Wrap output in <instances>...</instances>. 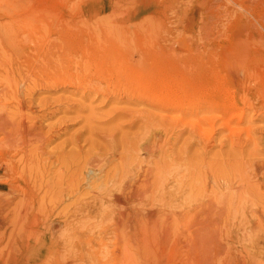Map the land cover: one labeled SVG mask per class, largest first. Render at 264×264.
Instances as JSON below:
<instances>
[{
  "label": "rangeland",
  "instance_id": "1",
  "mask_svg": "<svg viewBox=\"0 0 264 264\" xmlns=\"http://www.w3.org/2000/svg\"><path fill=\"white\" fill-rule=\"evenodd\" d=\"M112 3L114 0H0V91L2 93L4 89L5 84L2 83H5V76L13 74L17 79L14 80L17 82L15 91L28 104L26 106L29 110H25L26 113L31 115L34 122L37 120L39 125L43 124L41 126L44 133L50 131L49 134L54 136L46 149L53 158L63 152L71 153L72 149L75 150L74 143L80 147L76 149H79L76 155H67L68 158L65 156L66 163L68 162L66 166L74 159L80 163L79 166H83L84 181L78 196L89 199L92 194L89 185L93 186L94 181V186L99 184L97 179H86L90 167L85 169L80 155L85 158L89 151L96 153V149L113 142V137L117 143L133 139L141 132V112L155 113L148 106L141 107L143 104L140 103L144 99L138 95L141 90L149 87V81L144 82L136 74L119 72L110 66L111 62L119 60L124 62L123 65L127 59L140 62V69L145 76L154 77L159 84L173 89V97H181L184 104L196 102L198 97L212 102L239 100L242 98V88L250 85L249 95L253 101L249 113L254 116L250 127L254 131V137L263 139L258 149L260 148L259 157L264 158V0H124L114 7ZM87 51H96L98 54L105 52V59L110 63L96 71L94 61L91 62L87 57ZM96 88L99 91L94 90ZM213 92L217 94L211 95ZM8 98L10 101L11 97ZM11 101L12 104L16 103L14 99ZM0 104L2 108L4 101ZM219 129L217 127L214 130L215 144L205 159L207 164L219 166L218 169L222 168L227 172L226 168L229 167L226 166L228 164L225 159L230 158L233 153L230 154L229 145L220 146V141L224 142L227 132ZM244 134L243 138L246 136ZM159 136L165 138L163 132ZM187 137L184 135L183 139ZM182 144L180 142L177 147ZM195 145L191 153L198 151ZM118 147L121 148V145ZM252 149L248 147L245 150L251 153ZM1 156L0 150V162ZM118 160L119 155L116 153L111 169L119 163ZM229 163L231 164V160ZM135 169V173L140 171L138 167ZM220 169L217 171L222 173ZM182 173L180 180L184 177ZM6 179L9 178L4 177V170L0 169V183H4ZM180 180H170L162 192L174 194L179 200H176L177 205L182 203V196L188 198L189 180L186 181L187 184ZM181 182L185 185L183 190L186 194L183 191L179 193ZM7 189L8 187H4L3 191ZM87 193H91L89 197L86 196ZM64 203L70 205L71 202L65 198ZM88 203L90 201L83 204ZM160 210L159 206H155L153 211ZM69 214L67 219L72 225L78 221L79 225H90V228L93 224H100V216L93 211L90 217L84 212H78L74 218ZM243 218L245 217L240 216L239 221ZM195 222L192 219L185 228L184 225L178 227L175 232L180 238L176 245L171 244L175 253H178H170L172 246L169 244L166 247L168 250L165 249L164 252V260H169L170 264L203 263L198 252L200 248L192 246L193 241L192 244L185 243V238L197 231L198 225ZM98 226L93 231L95 237L102 228V225L100 229ZM54 229L61 240L68 238L66 236L70 234L69 225L57 224ZM28 230L24 229V235ZM230 230L234 238L227 237V233L223 239L225 254L220 257V264H264V231L256 230L257 233H252L245 231L243 227H233ZM82 232L79 233L81 236L86 235ZM93 232L90 231L91 234ZM164 238L162 235L159 242ZM112 240L111 244L114 245L115 239ZM23 241L22 246L26 244V240ZM33 243L32 241L30 244ZM186 244L192 250L187 249L184 246ZM188 250L193 252L186 257L185 252H189ZM68 252L66 251L67 261L72 259V254ZM18 258H21L19 251ZM34 259L35 255L30 254L26 259L15 260V264H25L26 261L33 264Z\"/></svg>",
  "mask_w": 264,
  "mask_h": 264
},
{
  "label": "bare ground",
  "instance_id": "2",
  "mask_svg": "<svg viewBox=\"0 0 264 264\" xmlns=\"http://www.w3.org/2000/svg\"><path fill=\"white\" fill-rule=\"evenodd\" d=\"M123 1L114 0L112 6ZM86 54L91 62L94 61L95 70L110 63L105 59V52L98 54L96 51H87ZM123 63L119 60L111 62L110 66L119 72L136 74L144 82L149 81V87L137 93L144 99L143 102L141 100V107L148 106L155 113L141 112V132L133 139L119 140L121 143H117L112 136L113 142L105 143L106 146L96 149V153L89 151L85 158L80 155L85 169L90 167L86 179L99 181L96 186L94 181V187L89 185L92 189V194L86 195L89 197L91 194L89 199L78 196L84 181L83 166H79L80 163L75 159L66 166L67 155H76L79 150L76 149L80 147L74 143L75 150H70L68 154L62 151L54 158L51 153H47L46 149L54 136L49 134L50 131L44 133L43 124L39 125L37 120L34 122L31 115L26 113L28 104L15 91L17 82L14 80L17 79L13 74L5 76V83H2L5 84L4 89L2 93L0 91V102L4 101L0 108V169L4 170V177L9 179L0 183V263L5 260L3 264H15V260L26 259L33 254V264H170L169 260L163 259L165 249L168 250L166 247L169 244L170 247L176 245L180 237L175 231L179 226L184 225L185 228L189 221L195 219L197 231L188 235L185 243L192 244L193 241L192 246L200 248L201 264H220L225 249L223 239L227 233V237H233L231 228L243 227L252 233L264 231V158L259 157L258 149L263 139L254 137L250 127L254 117L249 113L253 101L249 95L251 86L242 88V98L239 100L223 98L212 102L198 97L196 102L184 104L181 97H173V89L159 84L154 77L145 76L140 69V62L127 59L126 64ZM94 90L99 91L97 88ZM8 96L11 97L10 101ZM11 99L16 103L12 104ZM41 114L44 115L42 111ZM42 118L46 119L45 116ZM217 127L227 132L226 141H220V146L229 145L230 154L233 153L231 157H234L233 160L227 158L231 164L230 160L225 159L229 168H226L227 172L221 168L222 173L217 171L219 166L209 165L205 159L215 144L214 130ZM160 132L164 133V140L159 136ZM244 133L245 138L242 137ZM184 135L188 136L187 139H183ZM180 142H183L182 146L177 147ZM194 145L198 151L191 153ZM248 147L253 148L251 153L246 152ZM116 153L119 163L111 169ZM230 154H227L228 157ZM213 163L217 165L215 161ZM136 167L140 168L137 173ZM181 173L184 177L180 180ZM172 179L186 184L188 182V193L183 190L185 185L179 183V193L183 191L188 194V198L182 196L183 201L180 205L178 203L179 206L174 194L162 193ZM4 187H8L5 192ZM65 198L70 200V205L64 203ZM87 201L90 203L83 204ZM155 206L161 210L153 211ZM92 211L101 218L99 223L102 228L97 237L93 231L100 224H93L90 228V225H79V221L72 225L67 219L69 213L73 218L78 212L90 217ZM240 216L245 218L239 221ZM107 222L109 224H105ZM57 224L69 225L68 238L61 240L56 235L54 228ZM24 229H29L26 235ZM82 229L88 232H82ZM79 231L86 235L81 236ZM162 235L166 239L159 242ZM112 238L115 239L114 245L111 244ZM23 239L26 240L24 246ZM32 241L34 243L30 244ZM188 244L184 246L187 248ZM171 250L170 253H178H175L173 246ZM18 251L21 258H18ZM66 251L72 254L69 261L66 260ZM190 252L193 251L185 252V256ZM25 264L29 263L26 261Z\"/></svg>",
  "mask_w": 264,
  "mask_h": 264
}]
</instances>
